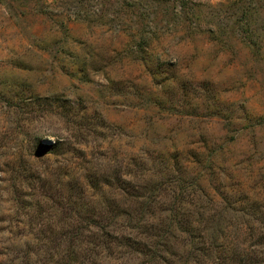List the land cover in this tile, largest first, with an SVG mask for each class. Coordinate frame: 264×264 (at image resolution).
Returning a JSON list of instances; mask_svg holds the SVG:
<instances>
[{"label":"rangeland","instance_id":"1","mask_svg":"<svg viewBox=\"0 0 264 264\" xmlns=\"http://www.w3.org/2000/svg\"><path fill=\"white\" fill-rule=\"evenodd\" d=\"M0 264H264V0H0Z\"/></svg>","mask_w":264,"mask_h":264}]
</instances>
